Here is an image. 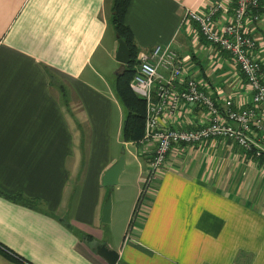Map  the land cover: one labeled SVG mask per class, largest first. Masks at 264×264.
Here are the masks:
<instances>
[{"label": "crops", "instance_id": "obj_1", "mask_svg": "<svg viewBox=\"0 0 264 264\" xmlns=\"http://www.w3.org/2000/svg\"><path fill=\"white\" fill-rule=\"evenodd\" d=\"M213 1L129 0L124 23L137 56L168 45L218 105L246 107L252 91L231 55L182 19ZM218 1L222 25L235 0ZM260 3V19L247 17L245 29L264 70ZM112 5L0 0V264H108L102 244L117 252L115 264H264V162L229 139L173 148L137 202L152 150L121 140ZM206 119L205 108L187 104L159 125ZM114 145L124 147L126 173L109 187L102 175L118 158Z\"/></svg>", "mask_w": 264, "mask_h": 264}, {"label": "built area", "instance_id": "obj_2", "mask_svg": "<svg viewBox=\"0 0 264 264\" xmlns=\"http://www.w3.org/2000/svg\"><path fill=\"white\" fill-rule=\"evenodd\" d=\"M222 9V2L216 0L204 11L186 9L182 19L195 23L204 40L231 55L251 88L250 103L240 107L225 99L218 105L195 77L188 74L168 45L155 44L148 52L138 55L129 87L145 100V133L140 144L150 140L155 143L141 178L138 203L175 147L224 138L264 160V70L253 56L257 42L245 29L247 17L254 21L260 19L259 0H235L230 20L219 25L215 17ZM187 104L205 108L206 123L190 129L160 127L159 118L164 112L173 114Z\"/></svg>", "mask_w": 264, "mask_h": 264}, {"label": "trees", "instance_id": "obj_3", "mask_svg": "<svg viewBox=\"0 0 264 264\" xmlns=\"http://www.w3.org/2000/svg\"><path fill=\"white\" fill-rule=\"evenodd\" d=\"M128 2L129 0H113L112 5L111 21L114 24L117 36L126 42L131 57L130 63L123 66L121 71L116 74L115 90L124 111L120 130L121 140L124 143L138 145L145 133V100L135 94L129 87L130 81L136 72L138 61L137 48L132 32L124 23V14ZM259 7L261 12L260 0ZM255 159L264 162L262 159Z\"/></svg>", "mask_w": 264, "mask_h": 264}, {"label": "water", "instance_id": "obj_4", "mask_svg": "<svg viewBox=\"0 0 264 264\" xmlns=\"http://www.w3.org/2000/svg\"><path fill=\"white\" fill-rule=\"evenodd\" d=\"M116 61L120 63L122 66H126L130 63L131 57L128 46L126 42L122 38H117V50L115 54ZM122 68H119L116 71L118 74ZM124 147H121L120 153L116 161L111 164L106 171L102 175V184L105 186H113L117 183L118 176L122 172L125 164L124 158ZM112 200L110 195L107 197L106 201L102 207V221L108 222L110 220V212H111ZM96 251L99 255L104 257L108 264H115L118 258V254L115 250H112L106 247L104 244L98 245L96 247Z\"/></svg>", "mask_w": 264, "mask_h": 264}, {"label": "rangeland", "instance_id": "obj_5", "mask_svg": "<svg viewBox=\"0 0 264 264\" xmlns=\"http://www.w3.org/2000/svg\"><path fill=\"white\" fill-rule=\"evenodd\" d=\"M110 33V32H109ZM117 62V61H116ZM117 64H118V62H117ZM141 146H139V150L141 151V152H144V153H149L151 150H152V153H153V149L155 148V143L152 141V140H150V141H146V142H144L143 144H140ZM121 147H122V145H120V146H116V145H114L113 146V148H115V152L117 153V155L119 156V153H120V150H121ZM154 147V148H153ZM152 148V149H151ZM151 153V154H152ZM151 157V156H150ZM150 160V159H149ZM162 170V169H161ZM125 173H126V171L124 172V173H122L121 175H120V177H119V179H118V181H117V183L120 185L121 183H123V180L125 179ZM117 184V185H118ZM116 185V184H115ZM114 185V186H115ZM116 185V186H117ZM110 197L113 199L114 198V195H115V191H113V189H112V191H110ZM140 202H141V200H140ZM139 202V203H140ZM132 218V215L130 216V218H129V220ZM135 219V217H133V220ZM128 220V221H129ZM131 222V221H130ZM134 222V221H133ZM132 222V226H131V223H130V226L131 227H134V223ZM130 226L128 225L127 227H126V230H125V232L123 231V233H128L129 232V230H130Z\"/></svg>", "mask_w": 264, "mask_h": 264}]
</instances>
